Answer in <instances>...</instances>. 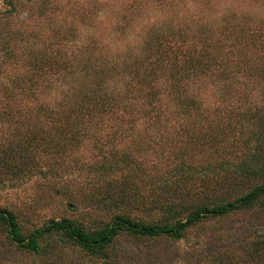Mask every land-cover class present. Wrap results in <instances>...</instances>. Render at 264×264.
Masks as SVG:
<instances>
[{"label":"rangeland","instance_id":"obj_1","mask_svg":"<svg viewBox=\"0 0 264 264\" xmlns=\"http://www.w3.org/2000/svg\"><path fill=\"white\" fill-rule=\"evenodd\" d=\"M9 3L0 0V153L22 145L28 149V158L23 164L17 159L22 173L0 172V211L14 212L25 235L52 219H72L95 227L126 212L133 219L161 221L162 210L146 212V207L137 210L133 206L125 209L109 202L110 197L124 199L120 189L127 171L118 170L122 158L137 159L143 167V176H136L137 189L150 207L162 192L155 185L160 184L156 179L165 180L180 162L174 149L178 153L176 148L184 145L172 143L180 141L175 136L183 135L184 127L180 126L177 106L168 94L161 105L159 124L144 117L142 100L129 99L114 118L110 115L103 124H86L81 130L87 135L76 144L60 138L57 128L50 129L54 126L52 119L43 124L39 121L40 113L46 112L45 108L40 111V105L68 109L70 85L52 75V81H42L37 86L36 80H32L35 94L29 95L27 90H11L12 84L35 78L30 55L55 54L62 44L70 50L83 49L85 55L103 44L115 53L137 49L145 30L156 22H171L189 29L208 22L217 34L221 31L220 24L215 22L218 18L245 13L264 18V0H15L13 6ZM130 19L133 21L129 23ZM58 32L65 37L61 42ZM257 43L240 54L234 50L230 55L231 76L235 74L232 87L227 88L220 75L208 77L204 87H199L201 83L192 87L204 108L218 113L219 120L225 119L223 116L229 111L242 115L264 109V84L253 82L263 62L264 45ZM246 57L252 58L250 69L244 66L248 64ZM24 85L28 89V82ZM14 113L15 120H11ZM45 129L46 133L41 132ZM44 138L52 140V144H42ZM156 168L161 170L156 172ZM124 187L127 196L133 197L135 187ZM260 243H264V208L204 219L179 238L124 235L111 247L107 259L60 240L52 243L55 246L46 253L20 250L11 242L6 226L0 224V264H264Z\"/></svg>","mask_w":264,"mask_h":264},{"label":"trees","instance_id":"obj_2","mask_svg":"<svg viewBox=\"0 0 264 264\" xmlns=\"http://www.w3.org/2000/svg\"><path fill=\"white\" fill-rule=\"evenodd\" d=\"M14 1L9 0V5L13 6ZM131 21L133 19L129 23ZM215 22L221 28L217 34L208 22L196 29L177 27L171 22L165 25L156 22L145 30L139 48L118 53L103 44L100 49L93 47L92 54L85 55L83 49L70 50L69 46L62 44L55 54L40 52L30 55L35 78L28 79V89L24 88L27 82L15 81L11 90L22 89L29 95L35 94L32 80H36L37 86L42 81H52V75L70 85L72 91L66 101L68 109L66 106L61 110L50 109L48 105L39 106L40 111L46 109L40 113V123L52 119L54 126L50 129L60 130V138L80 144L87 135L81 130L86 124H103L110 115L114 118L121 111L119 107L127 105L129 99L133 102L142 100L144 117L159 124L161 105L168 94L177 106L180 126L184 127L183 135L175 136L180 141L175 140L172 145L182 142L184 147H175L178 153L173 148L180 162L165 180L156 179L160 184L155 185L162 192L153 199L151 207L137 189L136 176L144 173L137 159L122 158L118 167V170L127 171L120 189L124 199L110 197L109 203L125 209L133 206L144 210L146 207V212L162 210L161 221L150 223L133 219L126 212L116 214L109 222H99L95 227H86L72 219H52L44 227L25 235L17 215L10 210H1L0 224L6 226L11 242L18 249L46 253L55 246L52 243L60 240L80 247L92 256L107 259L111 247L124 235L179 238L204 219L264 208V109L242 115H232L229 111L223 116L225 119L219 120L218 113L204 108L198 95L192 91L194 84L201 83L199 87H204L208 77L218 75L225 78L227 88L232 87L235 74L233 72L231 76L230 55L234 50L240 54L249 46L255 47L257 42L264 45V18L258 19L250 13L231 14ZM58 38L61 42L65 37L58 32ZM251 60L246 57L248 64L244 66L248 69L252 68ZM259 66L253 82L264 84V51ZM73 80L76 81L74 84L71 83ZM12 95L16 94L13 92ZM14 116L15 113L11 120H15ZM43 140L42 144H52L48 138ZM18 148L9 147L0 153V172L22 173L17 159L23 164L28 158V149L22 145ZM159 170L156 168V172ZM130 184L135 187L133 197L127 196L124 187ZM258 246L264 248V243Z\"/></svg>","mask_w":264,"mask_h":264}]
</instances>
